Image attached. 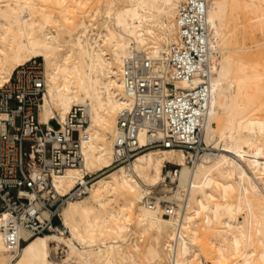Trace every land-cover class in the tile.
Here are the masks:
<instances>
[{
    "label": "bare ground",
    "instance_id": "1",
    "mask_svg": "<svg viewBox=\"0 0 264 264\" xmlns=\"http://www.w3.org/2000/svg\"><path fill=\"white\" fill-rule=\"evenodd\" d=\"M41 1L64 11L77 7L82 17L71 22L68 14L59 29H49L45 21L52 15L42 11L41 21L36 14ZM94 1L0 0V87L20 65L41 56L40 121L63 124L73 107L87 120L80 129L82 164L54 176L60 191L83 182L86 193L61 204L58 230L33 235L22 228L24 240L14 253L0 225V264H63L53 259L54 247L66 251L63 262L76 264H142L143 258L155 264H264V62L259 57L264 48L245 56L229 51L236 25L227 19L230 7L243 16L246 35L264 32V0H206L212 92L202 138L207 146L223 142L222 150L205 145L195 154L184 147H149L129 165L116 166L118 116L132 100L124 65L138 57L167 70L169 47L179 34L178 10L186 0H107V16L100 22L93 20L94 10L85 15ZM91 24L97 28L89 29ZM156 26L163 30L156 32ZM193 82L198 80L176 84ZM140 139L145 142L147 135ZM108 166L87 183L86 174ZM167 175L178 184L165 194L152 192ZM166 201L174 213H168ZM134 218L140 234L131 237ZM6 219L0 211V224Z\"/></svg>",
    "mask_w": 264,
    "mask_h": 264
},
{
    "label": "built area",
    "instance_id": "2",
    "mask_svg": "<svg viewBox=\"0 0 264 264\" xmlns=\"http://www.w3.org/2000/svg\"><path fill=\"white\" fill-rule=\"evenodd\" d=\"M177 15L179 34L169 47L167 70L138 57L124 65L132 100L118 116L112 166L129 165L139 152L155 146L204 151L203 123L212 92L207 1L186 0ZM181 80L198 82L178 87ZM44 87L37 59L20 65L0 87V211L7 214L0 225L13 253L24 240L22 228L33 235L58 230L61 204L86 193L83 182L60 191L54 176L82 164L80 129L87 120L75 107L63 124L41 122ZM141 133L147 135L145 142ZM164 203L168 213H174V205Z\"/></svg>",
    "mask_w": 264,
    "mask_h": 264
},
{
    "label": "rangeland",
    "instance_id": "3",
    "mask_svg": "<svg viewBox=\"0 0 264 264\" xmlns=\"http://www.w3.org/2000/svg\"><path fill=\"white\" fill-rule=\"evenodd\" d=\"M107 0H95L94 2H92L91 4H89V6L87 7V12L85 13L86 17L89 18V14L92 10L95 11L96 13V20L93 19L94 21H101L104 18H106V7H107ZM38 6V10L36 11V14L38 15L39 19L41 21H44V18L42 17V11H45L48 14L52 15L51 20L45 21L46 26L49 29H59L62 22H67L69 21V19L67 18L68 14L72 15L74 17L73 20H70L71 22L75 21L78 22L80 20V18L82 17V12L79 8L77 7H70V9H68L67 11H64L60 5L57 4H49L45 1H41ZM97 8H99V11L96 12ZM228 12V16L227 19H229L231 21V24L236 25V27L230 32V45L231 47L228 49L229 51L234 52L236 55L238 56H245L246 54L250 53V52H254L257 54V51H260V49L264 48V32L260 31V30H255L252 34L250 35H246V28L247 25L245 23V21L243 20V16L236 14L235 12L231 13V9L230 7L227 10ZM104 15V16H103ZM92 25V24H91ZM91 27L92 28H97L96 25H92V26H88V28ZM80 28V27H79ZM79 28L75 29L74 31L76 32ZM157 30L156 32H161L163 29L161 26H156ZM90 29V28H89ZM175 33V31H174ZM173 33V34H174ZM262 61L264 62V53H261V55L259 56ZM33 59H37V62L41 64V68L42 70H44V59L41 56H36L33 57ZM32 59V60H33ZM74 108V107H73ZM58 118H55V121ZM216 124V123H214ZM58 125V124H55ZM205 143V141H204ZM206 145V143H205ZM156 147H162V146H155ZM223 148V142H212L210 144V146L206 145V150H212L214 152L219 153ZM203 153V152H202ZM189 154V153H188ZM190 155V154H189ZM194 157H196L193 154ZM81 165V164H80ZM246 168L248 169V171H251L249 166L246 165ZM168 167L169 168H174L175 164L174 163H168ZM111 166L105 167L104 169H100L94 172H90L88 174H86V180L88 181V184H91L93 180H95V178L104 173L105 171H107L108 169H110ZM176 184H178V179L172 180V177L167 175L165 181H162V183H160L159 186H153L152 192L156 193V194H165L166 192H168V190L170 188H172L173 186H175ZM164 203V202H163ZM60 224H62V219H59ZM129 230L132 231L131 237L132 236H139L140 234V226L137 224L136 218H134L132 221L129 222ZM65 232L66 235L68 236H72L71 231L68 227L65 228ZM55 243H53L54 245ZM66 251H64L63 249H58L56 247L53 248L52 251V257L55 261L63 263V264H76L77 262L75 261H69V262H63V260L66 258L65 255ZM142 264H155L154 262H149L148 259L143 258L142 259Z\"/></svg>",
    "mask_w": 264,
    "mask_h": 264
}]
</instances>
